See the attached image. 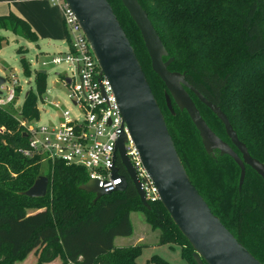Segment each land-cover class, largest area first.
I'll return each mask as SVG.
<instances>
[{
	"label": "trees",
	"instance_id": "16d2710c",
	"mask_svg": "<svg viewBox=\"0 0 264 264\" xmlns=\"http://www.w3.org/2000/svg\"><path fill=\"white\" fill-rule=\"evenodd\" d=\"M125 33L186 174L211 212L234 238L264 264V182L249 166L239 187L240 169L226 154H208L188 114L170 97L166 105L164 83L153 72L143 39L120 0H107ZM159 36L168 69L185 80L226 115L249 155L264 163V0H137ZM0 30L29 43L38 37L23 18L0 16ZM66 38V36H65ZM7 39L0 36V50ZM24 55L21 50L17 52ZM22 72L30 64L20 59ZM35 92L25 95L20 111L12 104L0 108V264H14L34 251L37 264L57 257L61 264H137L141 245L116 247V238L133 233L130 215L141 213L157 232L158 245L181 248L188 264H197L193 248L171 220L160 201L143 206L131 183L94 202L84 190L88 181L81 167L43 162L26 156V128L39 117L37 100L45 92L46 74L35 75ZM207 126L235 152L220 120L188 91ZM24 123V124H23ZM46 165V170L41 171ZM48 178L43 198H28L27 191L40 177ZM155 264H168L153 258ZM205 264V263H203Z\"/></svg>",
	"mask_w": 264,
	"mask_h": 264
},
{
	"label": "water",
	"instance_id": "95a60500",
	"mask_svg": "<svg viewBox=\"0 0 264 264\" xmlns=\"http://www.w3.org/2000/svg\"><path fill=\"white\" fill-rule=\"evenodd\" d=\"M120 1L143 39L153 72L166 87L165 100L169 111L173 113L171 97L178 108L188 114L199 133L205 151L214 155L213 151L218 150L220 154H226L234 160L240 169L239 187L244 180L245 166L254 170L264 182V163L249 155L221 109L190 85L184 74L168 69L172 58L163 61L167 53L138 1ZM65 2L77 17L102 74L111 83L123 123L147 174L157 189L159 201L193 248V258L197 264H261L211 212L190 182L134 50L108 1L65 0ZM41 72L46 74L45 71ZM5 82V78L0 76V87ZM188 91L220 120L226 136L237 152L207 126ZM125 142L126 135L122 132L116 142L114 156V162L119 159L125 169L126 176H121V184L111 192L99 187L96 180L87 181L83 188L95 195V202L100 197L123 192L128 183H131L142 205L148 207L134 169L125 155ZM111 172L113 178L118 176L115 166ZM47 187L48 178L40 176L21 195L33 199L43 198L47 193Z\"/></svg>",
	"mask_w": 264,
	"mask_h": 264
},
{
	"label": "built area",
	"instance_id": "2783aa9c",
	"mask_svg": "<svg viewBox=\"0 0 264 264\" xmlns=\"http://www.w3.org/2000/svg\"><path fill=\"white\" fill-rule=\"evenodd\" d=\"M38 1L47 2L61 11L67 52L64 57L54 56L43 65L66 63L71 67V76L61 77V81L68 89V105L75 109L71 111L60 100L50 101L44 94L38 98L37 111L39 112L40 102L43 106H50L54 119L40 124L38 117L28 123V150L23 151V154H38L43 162H61L66 166L81 167L86 171L88 181L96 180L99 187L111 192L121 184V176H126L119 159L114 162L115 145L123 132L126 135L125 155L134 169L146 202L159 201L157 189L123 123L111 83L102 74L74 12L65 0ZM13 77L10 85H7L5 79L6 82L0 87V108L18 100L20 86ZM113 166L117 168L116 178L112 177Z\"/></svg>",
	"mask_w": 264,
	"mask_h": 264
},
{
	"label": "rangeland",
	"instance_id": "374dc122",
	"mask_svg": "<svg viewBox=\"0 0 264 264\" xmlns=\"http://www.w3.org/2000/svg\"><path fill=\"white\" fill-rule=\"evenodd\" d=\"M60 14L59 21L61 35L56 42H41L29 43L24 39L16 36L10 31L0 30V36H4L7 39L0 51V76L7 79V85L12 82V76L18 81L20 91L17 92L18 100L11 106V109L17 114L23 104L25 95L30 90L35 92V75L38 71L46 72V86L44 97L48 100H60L65 107H68L69 100L67 98L68 89L63 86L61 77H70V66L66 63L60 65H43L47 63L54 56L66 55V44L63 41V26L62 18ZM21 50L24 55H19L17 52ZM24 57L30 64V74L25 75L22 72L20 59ZM5 95V92H4ZM44 102V101H43ZM40 124L53 121L54 114L52 113L50 106H43L38 103ZM71 111L75 109L69 106ZM46 170V165L42 166L41 171ZM95 197V195H94ZM130 221L133 228V233L129 237L119 238L115 241L116 247H126L130 245H141V253L136 259L137 264H155L153 258L157 257L168 264H188L181 256V248L177 245L166 244L158 245L157 232H153L144 222L143 215L141 213H132L130 215ZM194 253V252H193ZM193 255V254H192ZM62 261L59 257L50 264H61ZM14 264H37V258L34 251L30 252L24 259Z\"/></svg>",
	"mask_w": 264,
	"mask_h": 264
},
{
	"label": "crops",
	"instance_id": "0c3cea01",
	"mask_svg": "<svg viewBox=\"0 0 264 264\" xmlns=\"http://www.w3.org/2000/svg\"><path fill=\"white\" fill-rule=\"evenodd\" d=\"M9 13L16 14L27 21L36 33L38 41L56 42L61 35L59 24L61 11L47 2L38 0H0V16ZM61 23L63 26V21ZM63 37L65 42V32ZM117 239L119 238H116L115 241Z\"/></svg>",
	"mask_w": 264,
	"mask_h": 264
}]
</instances>
